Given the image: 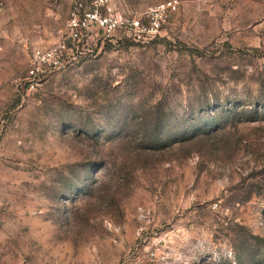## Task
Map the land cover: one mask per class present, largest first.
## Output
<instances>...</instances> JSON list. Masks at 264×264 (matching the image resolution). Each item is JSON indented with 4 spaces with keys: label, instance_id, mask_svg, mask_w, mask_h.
I'll use <instances>...</instances> for the list:
<instances>
[{
    "label": "rangeland",
    "instance_id": "obj_1",
    "mask_svg": "<svg viewBox=\"0 0 264 264\" xmlns=\"http://www.w3.org/2000/svg\"><path fill=\"white\" fill-rule=\"evenodd\" d=\"M77 1L0 0V264H264V0L93 25L31 89Z\"/></svg>",
    "mask_w": 264,
    "mask_h": 264
},
{
    "label": "built area",
    "instance_id": "obj_2",
    "mask_svg": "<svg viewBox=\"0 0 264 264\" xmlns=\"http://www.w3.org/2000/svg\"><path fill=\"white\" fill-rule=\"evenodd\" d=\"M108 0H92L89 9H85L82 1L68 20V36L65 40L47 49L34 48L32 61L27 71L30 88H34L40 80V75L48 67H61L64 53L67 51V39L73 42L80 40L83 31L92 29L95 25L105 33L111 34L118 29L126 30L135 40H147L155 37L173 13L178 10V0H168L147 9L138 16L122 15L114 12L107 5ZM105 12V13H104Z\"/></svg>",
    "mask_w": 264,
    "mask_h": 264
}]
</instances>
